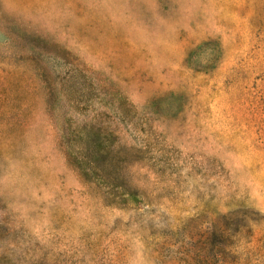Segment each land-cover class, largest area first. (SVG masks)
Masks as SVG:
<instances>
[{"label":"rangeland","instance_id":"374dc122","mask_svg":"<svg viewBox=\"0 0 264 264\" xmlns=\"http://www.w3.org/2000/svg\"><path fill=\"white\" fill-rule=\"evenodd\" d=\"M0 264H264V0H0Z\"/></svg>","mask_w":264,"mask_h":264}]
</instances>
